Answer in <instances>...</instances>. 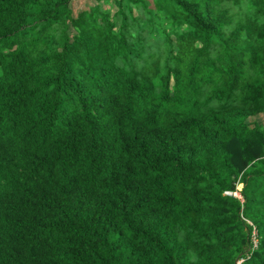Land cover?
Returning a JSON list of instances; mask_svg holds the SVG:
<instances>
[{"label": "trees", "instance_id": "16d2710c", "mask_svg": "<svg viewBox=\"0 0 264 264\" xmlns=\"http://www.w3.org/2000/svg\"><path fill=\"white\" fill-rule=\"evenodd\" d=\"M97 1L0 0V264H264V0Z\"/></svg>", "mask_w": 264, "mask_h": 264}, {"label": "rangeland", "instance_id": "374dc122", "mask_svg": "<svg viewBox=\"0 0 264 264\" xmlns=\"http://www.w3.org/2000/svg\"><path fill=\"white\" fill-rule=\"evenodd\" d=\"M98 3L97 0H73L72 8L74 15L77 16L81 11L88 10L90 7L96 5ZM108 7V6H106ZM251 121H258L264 125V115H259L256 117H252ZM243 187V185H239V190Z\"/></svg>", "mask_w": 264, "mask_h": 264}, {"label": "built area", "instance_id": "2783aa9c", "mask_svg": "<svg viewBox=\"0 0 264 264\" xmlns=\"http://www.w3.org/2000/svg\"><path fill=\"white\" fill-rule=\"evenodd\" d=\"M226 195H236L238 196L237 193H234V192H231V191H227L225 192ZM253 242H254V246H257V243H258V239H257V231L256 229H254V232H253ZM243 262V259H241L238 264H241Z\"/></svg>", "mask_w": 264, "mask_h": 264}, {"label": "clouds", "instance_id": "9594fccd", "mask_svg": "<svg viewBox=\"0 0 264 264\" xmlns=\"http://www.w3.org/2000/svg\"><path fill=\"white\" fill-rule=\"evenodd\" d=\"M239 185H241V184H239ZM239 185H238V189L236 190V191H234V193H237L238 194V196H236V195H232V196H236V197H239L240 199H242V195H241V193H240V191L242 190V188L239 190ZM243 185V184H242ZM232 192V191H231ZM231 196V195H230Z\"/></svg>", "mask_w": 264, "mask_h": 264}]
</instances>
